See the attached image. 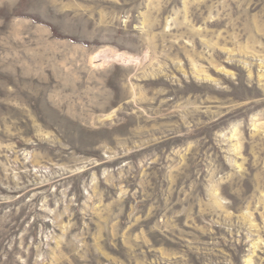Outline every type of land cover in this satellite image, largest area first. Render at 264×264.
Here are the masks:
<instances>
[{
	"label": "rangeland",
	"instance_id": "obj_1",
	"mask_svg": "<svg viewBox=\"0 0 264 264\" xmlns=\"http://www.w3.org/2000/svg\"><path fill=\"white\" fill-rule=\"evenodd\" d=\"M0 264H264V0H0Z\"/></svg>",
	"mask_w": 264,
	"mask_h": 264
}]
</instances>
